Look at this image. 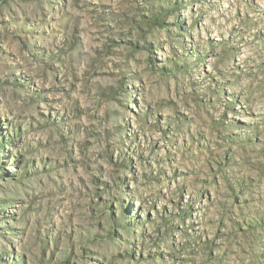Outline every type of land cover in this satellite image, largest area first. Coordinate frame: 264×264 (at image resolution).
<instances>
[{
    "label": "clouds",
    "instance_id": "obj_1",
    "mask_svg": "<svg viewBox=\"0 0 264 264\" xmlns=\"http://www.w3.org/2000/svg\"><path fill=\"white\" fill-rule=\"evenodd\" d=\"M0 264H264V0H0Z\"/></svg>",
    "mask_w": 264,
    "mask_h": 264
}]
</instances>
